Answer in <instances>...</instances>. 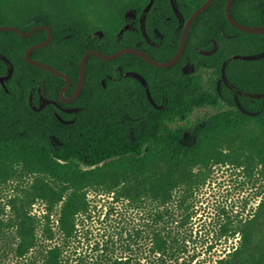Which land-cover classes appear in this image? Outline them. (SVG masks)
<instances>
[{"label": "trees", "instance_id": "16d2710c", "mask_svg": "<svg viewBox=\"0 0 264 264\" xmlns=\"http://www.w3.org/2000/svg\"><path fill=\"white\" fill-rule=\"evenodd\" d=\"M59 1L78 5L84 0H44L34 7H26L28 0H0V25L9 26L12 16L21 19L19 28L25 32L36 26L52 28L51 43L33 51L31 58L71 78L67 97L80 80L81 60L90 49L111 55L130 47L159 62L172 59L181 43V17L187 21L206 0H175L181 16L170 0H156L145 18L148 39L139 16L150 0H113L112 7H105L109 28L103 23L91 27L80 14L69 21L56 18L59 13L48 9ZM227 3L216 0L197 17L184 55L172 67H156L135 54L112 61L89 56L84 87L73 103L81 110L74 114L60 112L53 104L42 111L30 105L31 94L37 102L39 90L59 100L66 85L64 78L25 60L26 51L44 42L48 31L29 37L0 31V54L13 65L11 77L0 83V185L29 182L26 190L9 200L5 223L0 220L1 256L12 255L18 264H192L196 260L194 254L186 255L196 214V205L189 206L188 200L211 168L246 164L264 178V97L243 96L223 83L218 89L224 74L238 91L264 93V64H193L228 57L264 61V33L234 27L226 15ZM78 9L81 13L83 7ZM231 13L241 24L263 26L264 0H234ZM129 14L137 18L128 20ZM127 25L130 29L121 34ZM97 31L103 35L91 38ZM216 47L209 56L198 51ZM233 55L254 59L235 60ZM191 65L195 69L185 73L183 67ZM203 69L211 71L209 84ZM126 72H138L147 80L154 104L138 78ZM8 73L0 58V76ZM202 109L216 112L192 120ZM252 123L259 133L249 129ZM91 191L112 196L111 206L99 214L102 221L116 212L117 203L126 202L144 222L129 233L123 226L116 232L117 240L111 234L95 235L90 251L75 256L71 244L83 236L90 245L94 237L85 228L96 214L88 198ZM261 197L257 209L239 219L238 225L229 221L220 226L216 241L228 235L239 240L215 264H264V194ZM37 200L46 206L43 219L31 209ZM53 212L56 228L51 225Z\"/></svg>", "mask_w": 264, "mask_h": 264}, {"label": "rangeland", "instance_id": "374dc122", "mask_svg": "<svg viewBox=\"0 0 264 264\" xmlns=\"http://www.w3.org/2000/svg\"><path fill=\"white\" fill-rule=\"evenodd\" d=\"M39 1L44 3V0H28L24 4L26 7H34L37 4H42L38 3ZM106 1L108 3L105 4ZM64 2L59 1L57 4L51 5L54 9L49 8L48 10L59 13L55 17L61 20L68 19L67 21H69L76 17V19L84 17L88 18L91 27L95 28L99 26V23H103L106 28L112 27L111 21L108 19L109 12L105 7H112L113 0H84L78 4L83 7L81 13H79L77 4L70 5L68 2L67 4ZM78 14H80V17ZM25 17H28L27 13H25ZM18 20L21 21V19L11 16V20L8 22L9 26L19 27L20 21L18 22ZM215 112L214 109L199 110L193 115L192 120L205 115L209 116ZM249 129H253L255 133L260 132V129L254 123L250 124ZM227 152L229 151L227 150ZM27 183H29L28 180L18 184L17 182H10L6 185H0V220H4V223L10 212L8 206L9 200L14 196H18L22 190H26ZM19 184L21 187L18 186ZM263 194L264 178L258 174V171L251 168L247 169L246 164L239 166L238 164H233V162L214 165L206 181L197 187L192 198L188 200L189 206L196 205V207H193L196 214L191 219V225L194 227L192 237H187L189 239L188 246L190 251L186 255L193 256L194 254L196 256V260L192 264H215L217 260L226 256L224 252L226 248L232 249L236 247L238 245V237L234 238L228 235V238L223 237L221 240L216 241L220 226L227 224L229 221H231L230 225H238L239 219L245 220L257 209ZM88 198L91 208H96V214L93 213L92 217L94 218L86 221V225H84L86 229L92 230L91 232H93L94 237H92L90 245L89 239L86 242L83 236L77 238L70 247L72 251L77 250L75 256H78V253L85 254L86 251H90L95 235L98 236L100 234L101 236L104 234L105 236H109L111 234L117 240L120 235L118 234L117 236L116 232L123 229V226L126 227L129 233L130 231L133 232L134 228H139V225L142 226L144 222L139 212L133 210L126 202L117 203L116 212L111 214L107 220L102 221L99 214H101L103 209L105 210L106 207L109 208L111 206L112 196L101 197L95 195L94 191H91L88 193ZM45 207V204L41 200H37L31 209L34 215L42 218L46 210ZM174 210L180 217L181 214L176 204ZM190 210H193L192 207ZM147 216L148 214H144V217ZM56 220V213L53 212L51 225L55 228L57 224ZM127 232L123 231L124 238L127 236ZM0 264H18V262L12 255H0Z\"/></svg>", "mask_w": 264, "mask_h": 264}, {"label": "water", "instance_id": "95a60500", "mask_svg": "<svg viewBox=\"0 0 264 264\" xmlns=\"http://www.w3.org/2000/svg\"><path fill=\"white\" fill-rule=\"evenodd\" d=\"M155 1L156 0H150V2L147 4L146 8L143 10V13H142V16H141V19H140L141 20V24H142V28H143V24H144L145 18L147 16L148 12L150 11V9L153 7ZM170 1H171V4H172L173 9L175 10V12L179 16H181L180 13H179L178 7L176 5V1L175 0H170ZM215 1L216 0H206L189 17V19L187 21L183 17H181V22L183 24V33H182V37H181L180 47H179V50H178L177 54L172 59H170V60H168L166 62L156 61V60L152 59L151 57H149L145 52H143V51H141V50H139L137 48H130V47L123 48V49H121V50H119L116 53L111 54V55L104 54V53H102L100 51H97L95 49L88 50L85 53V55L83 56L82 60H81L80 80H79V82L77 84V87L75 89L74 94L71 97H69V98H66L64 95H65L66 91L68 90V88L70 87V85L72 83L71 78L67 74L55 69L51 65L43 63V62H40V61H37V60H34V59H32L30 57V55H31V53L33 51H35V50H37L39 48L45 47V46H47V45H49L51 43V41L53 39V30H52V28L50 26H48V25L36 26L32 30H30L28 32H25L21 28L16 27V26L0 25V31H12V32L20 34L22 37H29L32 34H34L36 31H39V30H47L48 31V33H49L48 34V38L44 42L38 43V44L30 47L27 50V52L25 54V60L27 62H29L31 65L43 68L45 70H48L50 73H52L55 76L64 78L66 80V85L63 87V89L61 91L60 99L64 103H69V102H72V101L76 100L79 97V95H80V93H81V91H82V89L84 87L85 80H86L87 61H88L89 56H91V55H95V56L103 59L104 61H112V60H115L118 57L122 56L123 54H135V55L143 58L148 63H150V64H152V65H154L156 67H159V68H168V67H172V66L176 65L181 60V58L184 55V52H185V49H186V44H187V39H188V34H189V31H190L192 25L194 24L195 20L202 13H204ZM233 2H234V0H228L227 7H226V15H227V18H228L229 22L234 27L238 28L239 30H242V31L250 33V34H262V33H264V25L260 26V27H253V26H248V25H244V24H241V23L237 22L233 18L232 13H231V8H232ZM127 29H128V26H125L121 30V34H123L124 31L127 30ZM98 35H103V33L101 31H97V32L93 33L90 37L91 38H95ZM0 56H1V58L3 60H5L6 62H9L8 59L5 56H3V55H0ZM235 59L251 60V59H254V57L253 56H248V55H237V56H235ZM8 66H9V73L6 76H0V83H2V84H4L5 81L11 77L12 70H13V65L12 64H8ZM190 68L191 67H184L183 71L184 72H189ZM126 75L127 76H134L136 78L141 79L144 83H146L145 78L143 76H141L137 72H127ZM234 90L238 91L235 88H234ZM239 93L241 95H243V96H246V97H249V98H253V99H259V98H263L264 97V93H250V92H242V91H239ZM148 94H150L149 90H148ZM41 99L44 102H43V104H41L40 107H37V105L33 101V94H31L30 103H31V107L34 110L40 111L47 104H50L52 102L60 107V104L58 102H54L52 100L44 99L43 97H41ZM149 100H150L151 103H154V100H153V98L150 95H149ZM158 108H161V106H158ZM80 110H81V108H75V109H71L70 111L71 112H77V111H80Z\"/></svg>", "mask_w": 264, "mask_h": 264}, {"label": "flooded vegetation", "instance_id": "af4514ba", "mask_svg": "<svg viewBox=\"0 0 264 264\" xmlns=\"http://www.w3.org/2000/svg\"><path fill=\"white\" fill-rule=\"evenodd\" d=\"M143 13V12H142ZM142 13H141V15L139 16V21H140V26H141V29H142V31H143V34H144V36H145V38L146 39H148V37H147V34L145 33V29H144V24H143V28H142V24H141V16H142ZM137 18V16L136 15H131V16H128V20H135ZM144 23H145V21H144ZM128 26V29H130V25H127ZM218 47V46H217ZM217 47L214 49V50H209V51H204V50H198L199 52H200V54H202V55H212L213 53H215L216 52V50H217ZM27 52V51H26ZM1 55V54H0ZM235 56H237V55H233L232 56V58L233 59H235ZM248 56H251V55H248ZM264 56V55H263ZM30 57H31V55H30ZM0 58H1V56H0ZM2 59V58H1ZM33 59V58H32ZM3 60V59H2ZM35 60V59H34ZM235 60H244V59H235ZM252 60V59H251ZM8 61H9V59H8ZM38 61V60H37ZM3 62L5 63V64H12L10 61L9 62H6L5 60H3ZM27 62V61H26ZM41 62V61H40ZM29 63V62H28ZM44 63V62H43ZM30 64V63H29ZM47 64V63H46ZM117 64V63H116ZM193 64H264V61H259V62H248V61H243V62H239V61H230V59H229V57L228 58H226V60H224V61H218V62H206V61H202V62H199V63H193ZM9 67V66H8ZM185 67H191L190 68V71L189 72H185V73H191L195 68H194V66L193 65H191V66H185ZM184 68V67H183ZM204 70V69H203ZM204 73V80H205V82H206V84H209V81H210V78H208L209 77V75H210V73H211V71H206V69L203 71ZM206 72V73H205ZM127 73V72H126ZM138 73V72H137ZM140 74V73H139ZM141 75V74H140ZM224 74H222V78H221V80H219V82H218V89H220L222 86V83L223 84H225V86H227V87H229L231 90H234V88L235 87H233V85H231V83L226 79V76L224 75ZM6 76V75H5ZM142 76V75H141ZM138 80H139V82L144 86V88H145V93H146V95H147V97H148V99H149V95L151 96V94H148V90L150 91V88H149V85H148V83H147V80H146V83H144L141 79H139L138 78ZM71 85H72V83H71ZM71 85H70V87H71ZM69 87V88H70ZM77 87V86H76ZM68 88V89H69ZM76 89V88H75ZM236 89V88H235ZM235 91V90H234ZM74 92H75V90H74ZM74 92L70 95V96H65L66 98H69V97H71L73 94H74ZM235 92H239V91H235ZM31 97V96H30ZM41 97H43L44 99H48V100H52V99H49V98H47L44 94H42V91L41 90H39V94H38V100H37V102H34L36 105H37V107H40L41 106V104H43V100L41 99ZM33 101H34V95H33ZM52 101H54V102H58L59 104H60V107L59 106H57L55 103H50V104H47L42 110H44L45 108H47L49 105H54L60 112H63V113H65V114H74V113H77V112H71L70 110L71 109H75V108H78V107H75V106H73V103H74V101H72V102H69V103H64V102H62L61 101V99H60V97H59V100H57V101H55V100H52ZM154 104V103H153ZM30 105H31V103H30ZM156 107H158L157 105H155ZM42 110H40V111H42ZM37 111V110H36Z\"/></svg>", "mask_w": 264, "mask_h": 264}]
</instances>
